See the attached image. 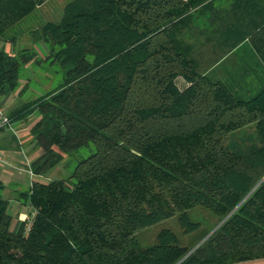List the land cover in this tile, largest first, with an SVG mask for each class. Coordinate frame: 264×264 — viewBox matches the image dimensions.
<instances>
[{
  "label": "trees",
  "instance_id": "16d2710c",
  "mask_svg": "<svg viewBox=\"0 0 264 264\" xmlns=\"http://www.w3.org/2000/svg\"><path fill=\"white\" fill-rule=\"evenodd\" d=\"M45 1L0 0V94L23 97L32 66L50 83L9 114L33 118L40 152L20 192L30 223L12 229L0 196V264H176L203 239L178 264L264 258V0H66L7 36ZM27 32L40 47H17ZM80 148L67 176L37 178ZM195 208L219 224L209 235L140 243L173 217L197 229Z\"/></svg>",
  "mask_w": 264,
  "mask_h": 264
},
{
  "label": "rangeland",
  "instance_id": "374dc122",
  "mask_svg": "<svg viewBox=\"0 0 264 264\" xmlns=\"http://www.w3.org/2000/svg\"><path fill=\"white\" fill-rule=\"evenodd\" d=\"M66 0H47L44 3H42L32 14L26 16L25 18H23L20 22L16 23L14 25L13 28H11L12 30H10L9 32H7V36L9 37L11 34L13 33H18L21 31H27L28 28L37 25L38 23H41L40 21H42L43 19H47V18H54L57 16V14L60 12L61 7L63 6L64 2ZM196 23L199 25H204L207 26V22L205 21V16L201 17V18H196ZM37 44L39 45V43L36 42V39L34 38L33 35H31L30 32H27L26 34H22V36L18 39V44L17 47H22V46H36ZM4 47L7 48L8 50L11 49V46H9V44L6 43H2L0 42V47ZM40 47V45H39ZM38 47V48H39ZM15 50V47H13ZM237 63V61L233 58L229 61H227V63H221L219 65H216V67L219 69V71L225 75L228 73H232L234 71L235 68V64ZM33 67V66H32ZM31 68V70H33V68ZM216 68V69H217ZM30 69H28V75H33V77H35L38 82L34 83V80L31 81V84L33 86H31L28 88V92H24V96H23V100L25 101L26 99H29L33 94V93H38V91H40L38 89V86L41 89H48L50 86V83H48V81L43 82L40 77H43L41 75H36V74H31ZM227 72V73H226ZM44 80V79H43ZM21 83H24V81H22ZM251 132V129H248V133ZM92 151V148H80L79 150L73 152L72 154L66 155L64 160L59 163L55 168H53L47 175L46 178H43L42 180L44 181H49L51 179H57V178H61V177H65L67 176V174H69V172H71V170L73 169L75 163L83 158L86 157L90 152ZM67 162V166L65 167V162ZM22 187V191H26L30 185V182L27 178H24V180L21 183ZM21 201V199H20ZM8 212L9 214L12 216V222H11V228L15 229L17 228V226L19 225L20 222L24 221L26 219L27 216V221L28 224L31 221L32 218V210L29 207L28 202L26 201L25 203H19V204H12L11 206H9L8 208ZM19 212V215H18ZM22 212V213H21ZM191 216L195 219V220H199L200 221V226L193 230L192 232H190L189 234H183L181 233V228L179 227L175 217L173 218H169L167 220H164L160 223H157L153 226L141 229L137 232V236L139 238V241L142 245H148L151 244L153 242H155V236L157 234V232L162 228V227H167L171 230H173L174 232H176L180 238V241L182 244L190 246L192 244H194V242L200 238V236L205 232L208 231L209 235L213 229L217 226H215V218H213V216L201 209V208H195V209H191L190 210ZM199 243V242H198ZM197 243V244H198ZM196 244V245H197Z\"/></svg>",
  "mask_w": 264,
  "mask_h": 264
},
{
  "label": "crops",
  "instance_id": "0c3cea01",
  "mask_svg": "<svg viewBox=\"0 0 264 264\" xmlns=\"http://www.w3.org/2000/svg\"><path fill=\"white\" fill-rule=\"evenodd\" d=\"M225 3V0H220ZM231 0H228V5ZM24 102L23 97L16 92L2 95L0 94V107L9 116V114ZM11 120V119H10ZM12 128L0 127V151L2 160H0V196L8 199L10 206L19 204L22 192V181L27 178H35L31 171V161L40 150L29 144L30 127L33 118L26 120H11ZM43 179L46 177H37ZM22 213V212H21ZM19 215V212H18ZM230 264H264V258L245 260Z\"/></svg>",
  "mask_w": 264,
  "mask_h": 264
},
{
  "label": "built area",
  "instance_id": "2783aa9c",
  "mask_svg": "<svg viewBox=\"0 0 264 264\" xmlns=\"http://www.w3.org/2000/svg\"><path fill=\"white\" fill-rule=\"evenodd\" d=\"M10 117L0 107V127L12 128ZM0 160H2V153L0 151ZM27 219V216H26Z\"/></svg>",
  "mask_w": 264,
  "mask_h": 264
},
{
  "label": "water",
  "instance_id": "95a60500",
  "mask_svg": "<svg viewBox=\"0 0 264 264\" xmlns=\"http://www.w3.org/2000/svg\"><path fill=\"white\" fill-rule=\"evenodd\" d=\"M218 225H219V224H218ZM218 225H217V226H218ZM217 226H216V227H217ZM216 227H215V228H216ZM215 228H214V229H215ZM214 229H213V230H214ZM203 240H204V239H203ZM203 240H202V241H203ZM202 241H200V242H199L194 248H196V247H197ZM194 248H193V249H194ZM193 249H191V250H190V251H189L184 257H182V258H181L176 264H178L181 260H183V259H184V258H185V257H186V256H187V255L193 250Z\"/></svg>",
  "mask_w": 264,
  "mask_h": 264
}]
</instances>
